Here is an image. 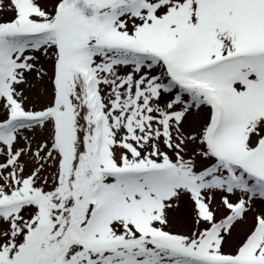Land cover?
Here are the masks:
<instances>
[{
    "label": "snow or ice",
    "instance_id": "6c2138e0",
    "mask_svg": "<svg viewBox=\"0 0 264 264\" xmlns=\"http://www.w3.org/2000/svg\"><path fill=\"white\" fill-rule=\"evenodd\" d=\"M0 264H264V0H0Z\"/></svg>",
    "mask_w": 264,
    "mask_h": 264
}]
</instances>
